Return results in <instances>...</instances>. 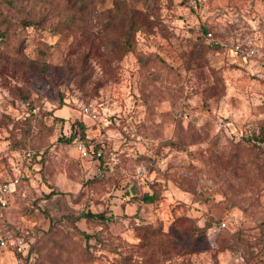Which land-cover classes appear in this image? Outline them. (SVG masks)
<instances>
[{
    "label": "rangeland",
    "instance_id": "rangeland-1",
    "mask_svg": "<svg viewBox=\"0 0 264 264\" xmlns=\"http://www.w3.org/2000/svg\"><path fill=\"white\" fill-rule=\"evenodd\" d=\"M117 1L0 0V181L26 178L0 207V264H264V75L232 49L264 46V0ZM79 122L104 143L103 178L59 140Z\"/></svg>",
    "mask_w": 264,
    "mask_h": 264
},
{
    "label": "trees",
    "instance_id": "trees-1",
    "mask_svg": "<svg viewBox=\"0 0 264 264\" xmlns=\"http://www.w3.org/2000/svg\"><path fill=\"white\" fill-rule=\"evenodd\" d=\"M62 1L64 3V6L67 7L68 10H71L72 12H78L81 10H85L86 8H90L91 2L93 0H62ZM115 2H116V4L119 3L117 0H115ZM117 8H119L120 10L123 9L121 4H119L117 6ZM0 16H2L1 11H0ZM124 17H125L126 23L122 28H120L121 34L119 35V36H122V40L116 43V47H117L118 51H120L123 54L127 53L128 51H130L133 48L134 43H135L134 37L136 36V33L139 29V24L137 23V19H136L134 11L129 10L128 13L125 12ZM125 20L122 22H125ZM9 24L10 23L6 20V18H4V17L0 18V25L3 26V29L0 28V36H2V37L6 36L7 32H10ZM202 31L205 35L206 32L208 31V29L203 27ZM214 47L219 48V46H217V45H215ZM74 74L76 75V77H79L82 75L80 71L75 72ZM84 78L85 77H82L81 80H83ZM23 98L27 99L28 93L23 95ZM62 103H63L62 99L60 98V101H59L57 108H61ZM86 105L89 106L88 104H85V106ZM251 139L253 141L259 143L260 145L264 144V121L262 122V124H260L259 132L257 134H255ZM59 140L65 142V143H75L77 140H82L86 146H89L90 144H93L95 147H99L101 145L104 146L103 142H98V141L92 142L93 140H91V138H89L86 134L85 125L81 122H79L78 128L73 127V130L71 131L69 136H60ZM18 150H19L18 152L28 151L31 153L32 160H31V163L29 164V166H32L35 162L41 160V157L43 154L42 151L34 150V149L29 148V147H26V148L25 147H19ZM82 158L94 159L96 161H99V167H101V173L99 175V178H103L105 176L106 172L109 170L108 162L107 161L105 162L103 159L104 154L100 157H91L90 156V157H82ZM9 176H11V175L7 174V177H9ZM93 179H95V178H93ZM22 180H24V181L26 180L25 176L20 178V182H19L17 187H19L21 185ZM97 180H99V179H97ZM15 192H13L7 196V205H8L9 196L14 194ZM156 197L157 196H155L154 194L150 195V194L146 193L143 196H141L139 199L142 200L144 203H152V202H154ZM81 217H84L87 220L98 221L100 223H106V224H107V222L112 221V219H113L112 215L107 216L104 212H91V211H87V212L83 213L81 215ZM205 229L206 228H201V229H199V232L203 233L205 231ZM82 235L86 239L90 238V235L86 234L84 231H82Z\"/></svg>",
    "mask_w": 264,
    "mask_h": 264
},
{
    "label": "built area",
    "instance_id": "built-area-1",
    "mask_svg": "<svg viewBox=\"0 0 264 264\" xmlns=\"http://www.w3.org/2000/svg\"><path fill=\"white\" fill-rule=\"evenodd\" d=\"M205 37L210 42L215 44L222 42L215 39L213 32L208 30L205 34ZM232 49L237 53L241 58L257 60L261 65V68L264 71V51L261 47L254 44L253 40L245 38L239 39L232 44ZM83 112L87 115H91L92 118H97V115L89 106H82ZM75 148L77 149L81 157H100L104 154V146L95 147L93 144L86 146L82 140H77L75 142ZM32 155L28 151H22L18 153L17 161L21 163H31ZM23 177L18 170V173L12 174L8 178L0 181V207H6L7 205V196L16 191L17 186L20 182V178ZM0 245H5V240L0 239Z\"/></svg>",
    "mask_w": 264,
    "mask_h": 264
},
{
    "label": "crops",
    "instance_id": "crops-1",
    "mask_svg": "<svg viewBox=\"0 0 264 264\" xmlns=\"http://www.w3.org/2000/svg\"><path fill=\"white\" fill-rule=\"evenodd\" d=\"M256 42H257V40H255V42H254L255 45H257V46L259 45V47H261L262 49L264 48L262 42H259V41H258L259 44H258V43L256 44ZM263 50H264V49H263ZM250 61H251V63H252V64H251V68H252V69L254 68L256 72H258V73L260 72V73H262V75H264V71H263V69L261 68V65L259 64V62H258L257 60H253V59H251Z\"/></svg>",
    "mask_w": 264,
    "mask_h": 264
},
{
    "label": "water",
    "instance_id": "water-1",
    "mask_svg": "<svg viewBox=\"0 0 264 264\" xmlns=\"http://www.w3.org/2000/svg\"><path fill=\"white\" fill-rule=\"evenodd\" d=\"M131 192H132V194H134V193H135V190H134V188H132V189H131Z\"/></svg>",
    "mask_w": 264,
    "mask_h": 264
}]
</instances>
